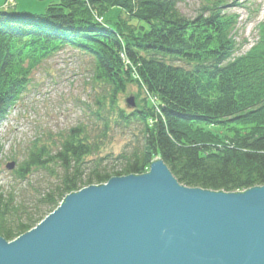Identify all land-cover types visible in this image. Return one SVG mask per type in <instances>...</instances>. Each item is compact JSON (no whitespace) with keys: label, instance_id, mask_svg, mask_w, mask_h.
Segmentation results:
<instances>
[{"label":"trees","instance_id":"trees-1","mask_svg":"<svg viewBox=\"0 0 264 264\" xmlns=\"http://www.w3.org/2000/svg\"><path fill=\"white\" fill-rule=\"evenodd\" d=\"M180 1L47 0L0 8V122L34 71L66 48L90 58L94 91L86 117L60 134L59 146L35 142L12 182L31 185L39 170L54 180L29 202L0 185V237L30 231L72 192L146 173L157 157L187 187L264 186V21L259 41L236 56L238 16L224 0H207L194 18L181 12ZM131 83L148 95L136 108L121 101ZM116 130L131 139L121 152L102 156Z\"/></svg>","mask_w":264,"mask_h":264},{"label":"water","instance_id":"water-1","mask_svg":"<svg viewBox=\"0 0 264 264\" xmlns=\"http://www.w3.org/2000/svg\"><path fill=\"white\" fill-rule=\"evenodd\" d=\"M0 264H264V186L187 187L157 157L146 173L68 194L17 239L0 237Z\"/></svg>","mask_w":264,"mask_h":264},{"label":"rangeland","instance_id":"rangeland-1","mask_svg":"<svg viewBox=\"0 0 264 264\" xmlns=\"http://www.w3.org/2000/svg\"><path fill=\"white\" fill-rule=\"evenodd\" d=\"M32 1L40 6L47 0H0V8H23V3ZM224 1L226 9L238 16L233 38L237 43L234 55L239 56L260 39L264 0ZM206 2L207 0H181L178 6L185 16L194 18L201 5ZM90 62L88 56L72 48L51 56L34 71L24 94L8 108L0 122V185L6 190L15 189L14 192L21 194L20 198L23 197L28 202L37 195L38 189H43L54 177L48 171L39 170L29 179L31 185H28L27 181L12 182L16 179L13 172L28 156L35 142L51 147L54 143L59 146L60 134L86 117L85 102L94 95ZM130 97L135 98L137 107L143 105L148 95L144 88L140 89L136 83H131L121 95L123 105H127L126 101ZM133 131H136L135 127L131 129ZM129 133L114 131L101 155L121 152L131 139ZM10 162H15L12 170L7 168ZM11 241L13 240L9 242Z\"/></svg>","mask_w":264,"mask_h":264}]
</instances>
